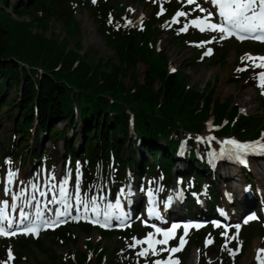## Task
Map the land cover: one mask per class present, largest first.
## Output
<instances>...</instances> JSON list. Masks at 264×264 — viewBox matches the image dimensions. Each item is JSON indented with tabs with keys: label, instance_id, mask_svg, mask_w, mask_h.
I'll return each mask as SVG.
<instances>
[{
	"label": "trees",
	"instance_id": "16d2710c",
	"mask_svg": "<svg viewBox=\"0 0 264 264\" xmlns=\"http://www.w3.org/2000/svg\"><path fill=\"white\" fill-rule=\"evenodd\" d=\"M115 4L114 0H96L95 3L93 0H16L14 3L0 0V129L3 114V118H12L14 138L18 136L16 142L9 137L7 143H0V155L19 159L21 163L28 160L32 166L41 161L38 167L60 155L62 164L68 161L71 167L76 163L81 165L86 189L106 179L112 192L128 173L138 175L140 180L159 173L166 185L172 183L176 173L190 200V191L199 190L205 184L210 205L206 213L212 215V206L217 203L215 180L219 173L218 169L210 168L209 148L197 137L207 127L216 136L256 138L264 129V117L240 114L239 106L229 99H213L214 84L208 86L206 92L199 91L187 84L183 70L168 71V57L156 48V23L182 9L181 2L164 0L165 11L160 15L154 4L141 28L122 26L125 7L117 9ZM79 8L91 13L100 35L114 51V57L105 60L94 58L91 50L79 52L82 47L78 38L80 23L76 18ZM194 15L196 13L189 16ZM53 20L64 28L66 35L61 39L58 32L45 34ZM179 22L172 27L177 44L188 38L205 37L197 31L176 33L182 24ZM70 37L74 40V48L68 46ZM217 54L215 63L225 58L226 50ZM138 62L147 67L142 82L135 71ZM251 76L252 73L248 76L243 73L237 78L233 75L231 80L239 82ZM127 77L130 84L125 81ZM157 81L161 83L158 87ZM256 92L264 107L260 89ZM3 107L6 109L2 110ZM59 122H63L61 128L57 126ZM39 133L46 136L52 148L42 146ZM30 137L34 148L28 144ZM77 138L78 147L75 145ZM60 139L63 141L61 150L57 143ZM136 150H141V162L136 159ZM177 156L184 164L181 169ZM239 169L248 179L249 171L243 166ZM188 212L196 217L202 213L195 208ZM255 227L250 222L239 229V241L243 243L232 264L239 263L241 253L255 234ZM93 230L98 231L101 238L117 239V242L103 245L100 241L88 240L85 250L77 251L66 260L51 252L54 245L75 243L78 234H89ZM149 231L150 227L139 222L123 229H103L72 221L47 230L37 238L16 235L0 239V259L2 246L10 244L17 254L21 251L33 253L35 249L45 252L49 264H153L157 259L165 260L166 252L141 257L137 253L142 248L129 246L133 238L144 237ZM257 232L264 236L263 227ZM206 236L214 241L209 252L215 253L217 258L223 256L225 240L214 228L194 230L188 245L199 248L200 264H210L203 244ZM228 245L237 246V241ZM184 251L179 255V264H183ZM23 259L17 256L13 264H20ZM35 261L45 264L36 258ZM211 264H218L217 259Z\"/></svg>",
	"mask_w": 264,
	"mask_h": 264
},
{
	"label": "rangeland",
	"instance_id": "374dc122",
	"mask_svg": "<svg viewBox=\"0 0 264 264\" xmlns=\"http://www.w3.org/2000/svg\"><path fill=\"white\" fill-rule=\"evenodd\" d=\"M16 0H8V2L14 3ZM115 6L117 9H121V6H124L126 8V11H124V14L122 16V22L121 25L125 26L126 28L129 27H136L141 28L143 26V21L149 17V14H151L153 10V5L155 4L157 6V15L161 14V8H163L164 11V0H114ZM181 1L184 5L185 10H179L186 13V15L177 17L176 15H173V17L163 18V21L156 23V27L158 28V31L156 33V48L160 50L163 54H165L168 57V71L174 72L172 69L183 70V73L186 77L187 84L195 89H198L199 91H204L209 88L208 86H211L214 84V89L212 93V98L216 100H225L229 99L232 104H237L239 106V113L240 114H247V115H262L264 117V107L261 104V100L259 98V95L256 92L257 86H255L256 83H260L262 87V81L259 77V73L261 71H264V68H255L252 67L251 61H246L249 66L244 70L237 72L236 69L238 67H244V64L241 62V57L244 56L246 53L252 54L253 56H264V43L258 44L255 42H249L250 40H247L245 42H242L246 44V46H241L244 44H241L240 46L234 43V41H230V39H224L221 40L220 36L221 33L219 32H213L210 29L202 32L206 35L204 37L203 42L205 45H201V40L193 41V39L188 38L185 42L177 44V42L174 40V37L172 35V27H174V23L177 24V22L184 24L182 28H187L188 34H191L192 31H198L201 32L199 29L200 27L207 28V25L202 24L199 26L191 24V21L197 18L203 19L207 12H212L213 15L210 17V21L212 23H217L216 15H215V6L211 4L210 0H196L195 3L189 4L187 3V0H176ZM199 4L201 7L206 9V12H200L198 8H196V4ZM120 12V11H119ZM195 12L196 16L192 17L187 21L185 18L189 16L190 13ZM122 13V12H121ZM141 17H143V20L141 21ZM76 18L78 22L80 23L81 28V34L78 38L81 40L82 47L79 49V52H84L85 50H91L93 51L92 56L94 58L102 57L105 60L114 57V51L111 47H109L105 39L100 35L98 31V25L91 13L84 9H78L76 12ZM129 21L131 23H129ZM180 24V25H182ZM179 25V26H180ZM178 26V27H179ZM181 28V29H182ZM178 30V29H177ZM175 31L176 33H180V31ZM51 32H58V38L61 39V37L64 34V28L60 22H57L55 20L51 21L50 28L47 32H45L46 35H49ZM215 37V39H212ZM201 41V42H200ZM69 48H74V40L72 38H69ZM255 46H259V48H256ZM212 49L211 55H204V53L209 49ZM221 50H226L225 58L220 61L219 63H215V59L218 56V52ZM217 54V55H216ZM195 57L196 59L193 60L192 58ZM256 63H260V61H256ZM147 67L144 63L138 62L136 64V73L138 75L139 82L143 81V78L145 76ZM246 73L247 76L249 73L254 74L251 76V79H241L239 82H235L231 80V77L237 78L240 74ZM127 84H130V78L125 79ZM255 81V82H254ZM160 81L156 82V87L160 86ZM258 84V87L260 86ZM264 91V88H262ZM264 98V94L261 96ZM264 102V101H262ZM6 108L3 107L2 110H5ZM1 123L3 124V127L0 129V143H7V139L9 137H12L14 142L18 140V136L14 138L13 135V127H12V118L6 119L3 118V114L1 115ZM210 120V116L208 117V122ZM183 124V123H182ZM57 126L61 128L63 126V122L57 123ZM200 136L197 138H200L201 141L206 142L208 145V148L211 149V152H213L214 156L220 154V150L225 149V143L227 139H230V137L225 136H214L212 132L209 129H205ZM70 134V133H69ZM262 134H264V129ZM39 137L41 138V144L42 146L52 148V144L49 142V140L46 138V136L41 135L39 133ZM236 137V136H234ZM238 138V137H236ZM71 139H74V136H71ZM241 139V138H239ZM259 139L264 140V135H261ZM62 140H57L58 148L61 150L62 148ZM76 147H78L79 138L75 139ZM33 139L30 137L28 140L29 146L33 147ZM34 148V147H33ZM141 151V150H140ZM136 150V159L138 162H141L143 159L142 153ZM55 159V160H54ZM56 159H58L56 161ZM61 159V156L59 155L56 158H53L51 161H46L42 166L38 167V165L41 163L39 161L36 166H32L30 162L27 160L26 163H20V160H11L8 155L6 157H3L0 155V201L8 200L10 202V196L11 194H14L16 190L22 193L23 201L26 202L28 199H30L32 196H35L36 199L41 195V193H52L53 195L58 196L59 195V187L60 182L62 180H67L66 189L68 192L75 194V188H76V181L77 176H79V182H80V196L88 197L89 199L93 196L97 197V204L100 209V214L103 215L104 211L106 210L107 204L116 205L117 199H119L120 207L116 208L113 207L111 209H107L111 213V219H117L119 221V224H130L133 222H136L137 220H140L142 224L141 218L147 220V224L150 225L152 222H158L159 226L153 227L152 230V239L154 240H162L163 237V231L157 232L156 229L159 228L161 230H167L171 228L169 226V222L172 218L175 217L176 212H169L165 209V203L167 201V195L169 194L171 197H173L174 193L178 192L179 185H181V178L176 173L173 177V182L171 185H163L161 182V175L157 173L155 176H144V179L140 180V177L134 173H128L120 185L117 186L114 191L112 192L110 186V183L106 179H103L101 182L97 181L92 184V186L87 191L85 185H84V178L82 174V169L80 167V164L76 165L75 169H72L70 165H68L67 162H64L63 165H60L59 160ZM177 165L178 168L181 169L184 167L180 159L177 156ZM221 160V159H220ZM7 161H10L11 163H7ZM256 167V170H253V167ZM11 170L15 173V177L12 180V183L8 185V172ZM227 170H231L233 173L231 176L238 178L247 186L249 191V196H242L239 192H237V181L236 179L229 180V178H226ZM236 168H230L226 169L225 167H221L218 171V175L215 180V194L217 196V207L215 208V214L220 216L221 212H227L229 215L230 220H228L225 224V221L221 220H214L215 222H218L221 227L214 226V223L210 221V225L205 226L206 230H209L211 228H214L215 231L221 235V232L227 227V231L229 236L233 235V229L235 228L234 225L240 224L241 226L247 225L250 222L254 223L256 225L255 227V234L252 237L249 245L246 247L244 253H241V258L239 260L238 264H257L256 260V254L257 249L264 248V236L260 235V232H257V230H261V227L264 228V216L261 215L259 221L251 220L247 224H245L243 221L247 219L248 216H250V213H247L245 207L249 204L246 203V200L252 201V207L256 208V211H259V205H261V202L264 201L262 199L259 203H256V196L257 193L260 194V191H264V161H255L251 164L250 169V176L248 179H245L243 175H241L239 172H237ZM213 179V178H212ZM35 185V187H33ZM8 186L10 188V192L8 195H5V187ZM55 186V187H53ZM133 186V189L138 193L140 196V201L137 202L138 207L135 209L132 208L131 212L132 214L128 213L130 207L132 206L131 203H129V190L130 187ZM175 188V191L172 192V189ZM239 188V186H238ZM230 192L231 195H233L231 201H227L225 192ZM149 192H151V196H149ZM205 184L201 185V188L197 191V195L200 196L201 199L205 200L207 198V194H205ZM39 193V194H38ZM24 194V196H23ZM19 195V194H18ZM42 195V196H44ZM100 197H104L103 200L100 199ZM264 197V194H263ZM195 198V197H194ZM22 200V198H21ZM182 203L181 211L184 215L187 213L185 211V203L187 206L196 207V204L194 201L186 200ZM149 201L152 202L154 208L156 211H154L152 214L149 213V209H152V207L149 208ZM23 202V203H24ZM73 203V216L75 213V195H73V199L71 201ZM21 203V201H20ZM2 206V205H0ZM170 210L172 209L169 207ZM248 208V207H247ZM242 209V210H241ZM8 211V208L6 209V212ZM81 213L83 212V208L80 209ZM124 211L128 215H130V218L127 220H123L121 218V213ZM220 212V213H219ZM88 215L90 216H96L95 213L91 212L89 210ZM87 215V216H88ZM75 221V220H74ZM76 222V221H75ZM191 233V229H189L187 237H185L186 240H188V237ZM183 235V229H176L173 233V236L175 239H169V242L167 245H160L155 244L153 247H155L156 251L160 250L161 248H171L178 246L179 243V237ZM222 236V235H221ZM2 238V237H0ZM209 238V237H206ZM205 238V240H206ZM224 239L225 237L222 236ZM136 240H140L139 237H135ZM148 239V236L146 235L142 241H145L144 243L135 244V240L132 239V243L135 244V246L140 249L144 246V248H149L148 243L146 242ZM210 239V238H209ZM91 241L92 243H96L100 241L101 244L107 245V244H114L117 242V239H113L112 241L101 238L99 232L96 230H93L89 234L80 233L78 234V238L75 243L71 242H61L52 247V253L55 254L59 259L66 260L67 258L72 257L77 251H83L85 250V243L86 241ZM205 240H204V246H205ZM177 241L176 245H171L172 242ZM146 244V247H145ZM213 243H210L205 250L206 259L207 262H212L213 260L217 259L218 264H232V260L234 259V256H230L229 253L225 250H223V256L217 258V255L215 253H210V247ZM231 249H235L236 246H228ZM3 249V255L0 261L5 262V264H13L17 256L23 257V261L20 262V264H36L35 258L45 264H49V258L45 254V252L35 249V252H28V251H21L19 254H17L16 248H14V245L5 244L2 246ZM11 250L12 256L14 259H9L8 257V250ZM199 248L194 244H189L187 247V250H185V258L183 259V264H200V251L197 252ZM151 252V249H149ZM180 253V252H179ZM172 253H170L171 255ZM173 259L174 255H171Z\"/></svg>",
	"mask_w": 264,
	"mask_h": 264
},
{
	"label": "snow or ice",
	"instance_id": "6c2138e0",
	"mask_svg": "<svg viewBox=\"0 0 264 264\" xmlns=\"http://www.w3.org/2000/svg\"><path fill=\"white\" fill-rule=\"evenodd\" d=\"M96 0H93V3H95ZM211 4L218 7V15L222 18L221 23H212L210 21V17L213 15L212 12H207V15L203 18H197L191 21L193 25L199 26L202 24L207 25V28L200 27V31L204 32L208 29H210L213 32H219L221 33L220 39L223 40L229 36H236L238 40H246V39H252L256 41H264V0H210ZM187 3L193 4L195 3V0H187ZM196 8L199 9L200 12H206L207 10L201 7L198 3L196 4ZM161 12H163V8H161ZM177 17L186 15L183 11H177L175 14ZM143 20V17H141V21ZM112 22L111 20L109 21ZM129 23H131L129 21ZM119 27V25H116ZM181 31H187V28H182ZM212 39H215L213 37ZM201 43H207V42H201ZM212 52V49L209 48L204 55H210ZM242 64H244V67H238L236 69L237 72L244 71L249 65L245 63L246 61H251L252 67L255 68H264V56H253L252 54L246 53L241 58ZM256 61H260V63H256ZM175 71V69H172ZM259 77L262 81V88H264V71H261L259 73ZM262 94H264V91H262ZM264 135V134H262ZM225 144L234 146L235 149L239 150L241 153H246L250 149L254 152L256 151H264V142H261L260 140H257L252 143H240L237 142L234 139H229L224 141ZM237 160H239L240 163H245L246 160L242 159L239 155L235 157ZM7 163H11L10 161H7ZM15 176V173L9 170L8 172V185L12 183V177ZM67 180H62L60 182L59 187V196L61 199L59 201L56 200L55 197H53L52 200L49 201L50 204H56L61 203L63 204V210H60L59 208L55 209L54 217L55 218H45V213L39 208V202H37L34 207L36 208L35 211V219L31 218V214L25 210L24 207H21L19 209V220H14L9 214H7L6 209L9 207L8 200L0 201V236H15L18 234V232L23 234H34L38 237L39 231L42 227H53L56 226L64 221L60 219V217H71L73 220H79L82 217H86L89 213V210L91 212L95 213L97 217L100 215V209L97 204V197L93 196L90 199L88 197H81L80 196V182H79V176H77L76 181V188H75V194L70 193L66 189ZM35 187V185H33ZM55 187V186H53ZM5 195H8L10 192V188L8 186L4 189ZM41 195H44V193H41ZM73 195H75V211L77 212V215H71L73 210V203L71 202L73 199ZM149 196H151V192H149ZM15 200V197H13ZM36 197L32 196L31 200L28 201V203H31L32 200H35ZM101 200L104 199V197H100ZM13 210H15L16 205L13 203L11 205ZM83 208V212L81 213L80 209ZM113 207L119 208V199H117L116 205L107 204L106 210L103 213L104 217V224H101V226H104L108 223L109 219L111 218V213L107 209H111ZM47 211L51 212V209H48ZM153 209H149V213H153ZM257 219L254 215H250L245 219L243 222L247 224L249 221ZM94 222L99 223V220H95ZM214 226L221 227V225L218 222H213ZM22 226V227H21ZM203 225L200 224H191L186 223L183 225V235L179 237V243L178 246L171 247V248H161L160 251H168L170 253H177L183 250V247L186 245V239L189 229L191 228H199ZM155 227V225H153ZM180 227V225L173 224L171 228L167 230H161L159 228L156 229V231L159 233L163 231V239L162 240H154L152 239V233L148 234L147 243L149 245V248H145L137 253L138 256L145 257L149 254V249H151V252L153 255H158L155 247L153 245L160 244V245H167L169 242V239H175L173 236V233L175 230ZM236 232L229 236L227 227L221 232V235L225 237V242L222 245V250H225L229 253L230 256H234L237 253L240 252L242 248V241H239V229L241 227L240 224L234 225ZM135 240V244L144 243L145 241L141 240ZM237 241V246L235 249H231L228 247V244L231 241ZM214 241L206 238L205 240V247H207L210 243H213ZM135 244L129 245L130 247H134ZM199 249L197 252L199 253ZM8 257L9 259H14L12 256L11 250H8ZM256 260L257 264H264V248L257 249L256 254ZM0 264H5V262L0 261ZM153 264H179L178 259H173L171 256L167 261L157 259L153 262ZM211 264V262H210Z\"/></svg>",
	"mask_w": 264,
	"mask_h": 264
},
{
	"label": "bare ground",
	"instance_id": "6f19581e",
	"mask_svg": "<svg viewBox=\"0 0 264 264\" xmlns=\"http://www.w3.org/2000/svg\"><path fill=\"white\" fill-rule=\"evenodd\" d=\"M253 170L254 171L256 170L255 166L253 167ZM232 174L233 173L231 172V170H228L227 173H226V178H229V180L236 179L235 177L231 176ZM14 177L15 176L12 177V180L14 179ZM235 181H237V183H238L237 192H239L242 196H246V195L249 196V193H251V192L249 191L247 186L241 181V179L239 180L237 178ZM238 186H239V188H238ZM17 194H18V190H16L14 192V194H11L9 207H8V212L10 211V207L13 204V197L16 198ZM19 194L22 197V193L20 192ZM263 194H264V191H260V194L257 193V195H255L256 196V202H260L262 199H264ZM23 196H24V194H23ZM21 197H19V200H20ZM232 197H233V195H232ZM140 199L141 198L138 195V193L133 189V186H131L130 190H129V203H131L132 205H136L137 202L140 201ZM231 200H233V199L231 198ZM169 207H171L172 209L170 210ZM241 208L244 209V207H241ZM165 209L168 210V213L169 212H173V213L176 212V214H183V212L181 211V209L183 210V208H182V203H181L180 199L171 197L169 194L167 196V201L165 203Z\"/></svg>",
	"mask_w": 264,
	"mask_h": 264
}]
</instances>
